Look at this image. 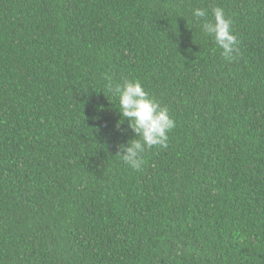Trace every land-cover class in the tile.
I'll return each mask as SVG.
<instances>
[{
	"label": "trees",
	"instance_id": "trees-1",
	"mask_svg": "<svg viewBox=\"0 0 264 264\" xmlns=\"http://www.w3.org/2000/svg\"><path fill=\"white\" fill-rule=\"evenodd\" d=\"M124 79L176 122L140 170ZM0 264H264V0H0Z\"/></svg>",
	"mask_w": 264,
	"mask_h": 264
},
{
	"label": "clouds",
	"instance_id": "clouds-1",
	"mask_svg": "<svg viewBox=\"0 0 264 264\" xmlns=\"http://www.w3.org/2000/svg\"><path fill=\"white\" fill-rule=\"evenodd\" d=\"M210 15L211 18H208L209 12L203 8L193 11V16L202 21L201 30L212 36L222 50V55L230 59L233 53L238 51L232 19L226 17L225 10L219 6L213 7ZM107 88L117 98V109L121 116L128 120L129 127L135 134V138L117 145V156L130 168L140 170L144 164L146 149L168 146L169 133L176 127V122L170 116L169 109L152 97L139 80L124 79L115 84L109 81ZM193 251L197 252L199 249H190L189 253L192 254Z\"/></svg>",
	"mask_w": 264,
	"mask_h": 264
}]
</instances>
